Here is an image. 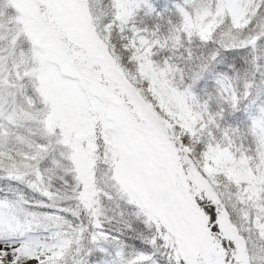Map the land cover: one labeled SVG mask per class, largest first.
<instances>
[{
  "label": "snow or ice",
  "instance_id": "6c2138e0",
  "mask_svg": "<svg viewBox=\"0 0 264 264\" xmlns=\"http://www.w3.org/2000/svg\"><path fill=\"white\" fill-rule=\"evenodd\" d=\"M0 264H264V0H0Z\"/></svg>",
  "mask_w": 264,
  "mask_h": 264
}]
</instances>
